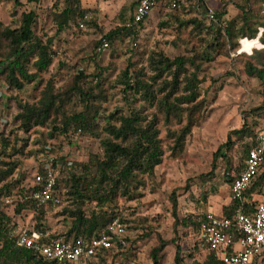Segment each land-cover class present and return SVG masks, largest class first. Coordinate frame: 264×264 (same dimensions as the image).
<instances>
[{"label":"trees","instance_id":"16d2710c","mask_svg":"<svg viewBox=\"0 0 264 264\" xmlns=\"http://www.w3.org/2000/svg\"><path fill=\"white\" fill-rule=\"evenodd\" d=\"M28 1L40 4L41 0ZM164 1L168 3L170 0ZM241 1L237 6L239 12L234 17L224 20L227 12L220 10L215 12L212 22L207 18L208 7L204 0H199L197 4H183L178 10L188 14L200 11L204 17L196 15L185 21L180 15H174V21L180 23V28L192 24L202 44L188 53L175 56L166 54L163 49L152 50L142 66H137L129 58L119 75L123 106L106 113L104 104L112 95L105 87L106 73L110 67L100 64L98 56L102 51L99 47L103 39L110 43L125 38H132L135 41L131 46H137L138 31L149 15L136 27L123 24L105 33L95 42L89 57L95 65L94 72L80 70L62 87L56 86L53 75L47 79L42 75L54 63L55 36L72 22L78 24L88 14L89 9L82 7L81 0H62V5L53 11L54 36L36 32L39 13L35 8L20 12L16 9L13 14L17 18L16 25L0 20V91L3 85H6L7 92L13 93L28 84H44L32 102L19 100L18 112L14 117L17 129L0 132V264H58L45 259L32 248L18 246L12 236L5 234L18 225L19 218L27 214H32L36 228L50 229L45 217L55 207H37L32 200L21 198L27 185L23 184L21 178H14L19 159L44 152L50 139L80 130L82 134L98 137L101 146L100 152H90L85 160H70L63 156L57 174L56 187L62 192L66 205L55 215L64 216L67 222L66 229L54 231V235L73 240L80 236L90 238L105 230L114 217L122 215L118 208L120 198L132 200L139 197L141 193L138 190L144 185L145 176H152L156 166L167 155L175 158L183 153L188 136L205 116L207 99L201 93L202 84L206 81L205 63L213 59L223 46L229 52H237L240 39L258 37L260 28H264V0ZM21 6L23 4L16 0V8ZM161 6L164 7L163 4ZM87 19L85 24L89 22ZM163 24L170 25V21L166 20ZM203 33L207 36H201ZM258 41L262 47L264 31ZM136 50L137 47L129 49L133 53H137ZM245 71L260 81L261 104L249 111L251 115L244 117L239 128L228 132L226 140L213 154L211 169L197 176L202 183L215 178L217 163L222 160L224 176L231 187L234 178L244 168L250 149L256 144L259 119L264 118V49L253 50L245 63ZM111 85L116 86L114 83ZM1 97L4 94L0 100ZM10 97L18 98L13 94ZM33 127L47 128V132L42 133L44 147L38 152L25 151L27 137L18 134L19 131L28 133ZM237 143L241 146V160L234 166L232 151ZM233 170L235 175L231 174ZM14 191L16 197L8 200ZM175 194V191L172 192L171 197L177 226L193 225L194 230L198 231L205 212L197 220L179 218ZM259 195L264 196V159L257 175L245 189L244 198L232 199L224 206L223 215L231 216L238 207H242L246 213L254 212L259 202L256 196ZM206 197L207 194L204 199ZM115 244L117 248H122L117 240ZM167 244L161 240L151 249L153 264H161V252ZM205 248L208 250L205 258L202 261L194 260V264H225L215 251ZM111 250L101 251L92 258L98 259L100 264H108L105 255ZM174 262L184 264L179 245Z\"/></svg>","mask_w":264,"mask_h":264},{"label":"rangeland","instance_id":"374dc122","mask_svg":"<svg viewBox=\"0 0 264 264\" xmlns=\"http://www.w3.org/2000/svg\"><path fill=\"white\" fill-rule=\"evenodd\" d=\"M23 4L16 8V0H0V20L6 24L16 25L17 18L14 14L18 9L35 8L38 10V24L36 32L54 36L56 27L53 23L52 13L62 5V0H41L40 4L30 3L28 0H18ZM208 8L215 12L225 10L223 19L228 20L238 14V5L241 0H204ZM83 8H88L89 22L84 28H79L77 23L71 25L55 36L53 48L56 50L54 63L42 76L47 79L55 77L57 87H62L71 81L80 70L86 73L94 72L95 65L90 60L95 42L113 28L122 26L127 22L133 9L134 0H81ZM173 11V12H172ZM170 11L166 7H152L151 13L138 31L137 46L132 38L117 39L110 42V46L99 54L100 64L109 66L106 73L105 87L112 94L110 100L104 104L106 110L123 106L119 83L120 72L125 68L131 58L137 66L146 64L148 52L163 49L170 56L188 53L194 47L202 44L201 37L192 29V24L178 26L174 15H180L187 21L193 16L204 17L200 11L184 13L183 11ZM172 12V13H171ZM264 13V4L262 6ZM172 15H169V14ZM170 21V25L163 22ZM263 28V27H262ZM264 31V30H263ZM201 36H207L203 33ZM256 38V37H255ZM251 38V39H255ZM250 39V38H248ZM229 52L227 47H221L213 59L205 63L206 81L202 84V96H206L207 104L205 116L193 128L188 136L183 153L175 158L168 155L163 162L156 166L154 174L145 176V183L138 192L139 197L132 200L120 198L118 208L126 223L127 247L116 246L106 253L108 264H153L151 249L161 242L168 244L161 252V264H175L174 257L177 245L181 247L184 264H194V260L202 261L208 250L201 246L197 231L193 225L179 224L177 226L173 216L172 192H176L177 213L179 218H199L208 210L209 202L221 205L224 200H231L230 182L224 176V162L218 161L216 176L212 181L202 183L197 176L211 169L213 154L218 146L223 143L227 134L234 128H239L244 117L251 115L249 111L261 104L262 87L258 78L249 76L245 71V63L254 49H264L258 41L252 51ZM137 53L129 51L136 48ZM252 47V46H251ZM250 47V50H251ZM256 47V48H255ZM258 47V48H257ZM116 84L113 86L111 84ZM44 84L37 82L28 84L20 91L13 93L6 91L3 85L0 91V132L17 129L14 120L18 112V102L30 101L40 93ZM12 94L16 98H11ZM251 120V119H250ZM162 131L165 128L162 126ZM257 131H264V118L259 119ZM46 127H33L28 133L19 131L20 136L27 137L25 151L43 149V140ZM72 135H62L50 139V154L62 162L63 156L70 160H85L90 152H100L101 146L96 136L82 134L79 139ZM21 157L14 178L19 177L24 185H29L32 175L38 167V155ZM234 166L240 163L241 146L237 143L232 151ZM235 175V171H231ZM214 188V190H213ZM207 194L206 199L204 195ZM16 197L13 192L12 201ZM230 198V199H229ZM259 200L264 196H256ZM66 205L64 203L49 211L46 215V224L50 230L66 229L67 219L62 215H55ZM31 214L19 218V227L32 224ZM116 245V244H115ZM189 254H193L190 256ZM79 264H100L98 259L92 258ZM264 264V263H263Z\"/></svg>","mask_w":264,"mask_h":264},{"label":"built area","instance_id":"2783aa9c","mask_svg":"<svg viewBox=\"0 0 264 264\" xmlns=\"http://www.w3.org/2000/svg\"><path fill=\"white\" fill-rule=\"evenodd\" d=\"M198 1L170 0L167 3L164 0H137L125 25L131 28L138 26L151 13L152 7L159 4L169 10H178L183 4H197ZM87 18L88 14H85L77 26L84 28ZM207 18L211 22L215 20V11L212 8L207 9ZM263 30L261 27L258 36H261ZM241 41L242 39L240 43ZM109 46V41L103 39L99 50L103 52ZM73 136L79 139L82 133L79 130ZM50 150L51 147L47 145L45 151L38 155L39 165L32 175L31 183L27 185V190L21 196L23 199L32 200L37 207L51 205L57 208L64 203L63 194L56 187L61 162L51 156ZM263 159L264 131H261L257 135L256 144L249 151L244 168L231 184V200L244 198V191L257 175ZM126 230L122 215H117L105 230L90 238L80 236L73 240L56 236L53 230L36 228L34 221L26 227L16 225L5 234L12 236L18 246L32 248L49 261L73 264L90 259L101 251L113 249L116 240L122 247H127ZM197 236L201 246L215 251L225 264H261L264 261V199L259 200L252 213H246L242 207H238L231 216L206 212L200 220Z\"/></svg>","mask_w":264,"mask_h":264},{"label":"crops","instance_id":"0c3cea01","mask_svg":"<svg viewBox=\"0 0 264 264\" xmlns=\"http://www.w3.org/2000/svg\"><path fill=\"white\" fill-rule=\"evenodd\" d=\"M136 1L137 0H134V5H133V9H132V12H131V14H130V16L132 15V13H133V11H134V7H135V4H136ZM205 2V1H204ZM158 6H160V7H162L160 4L159 5H157L156 7H158ZM165 7V6H164ZM130 18V17H129ZM230 199V198H229ZM230 201L231 200H224L223 202H222V204L220 205H214V204H211V202H209V207H208V210L206 211V212H208V211H212V212H215V213H217V214H223V208H224V206H227L229 203H230ZM205 212V213H206ZM264 263V261L261 263V264H263Z\"/></svg>","mask_w":264,"mask_h":264},{"label":"bare ground","instance_id":"6f19581e","mask_svg":"<svg viewBox=\"0 0 264 264\" xmlns=\"http://www.w3.org/2000/svg\"><path fill=\"white\" fill-rule=\"evenodd\" d=\"M258 39H259V36L256 37L255 39H248L247 37L246 38H242L240 51H242V52L243 51L251 52L253 46H257L258 45ZM250 47H251V50H250Z\"/></svg>","mask_w":264,"mask_h":264}]
</instances>
